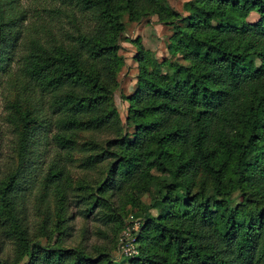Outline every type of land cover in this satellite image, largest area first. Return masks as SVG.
<instances>
[{
	"label": "trees",
	"instance_id": "1",
	"mask_svg": "<svg viewBox=\"0 0 264 264\" xmlns=\"http://www.w3.org/2000/svg\"><path fill=\"white\" fill-rule=\"evenodd\" d=\"M183 7L0 0V264H114L131 237L129 264H264V0ZM124 13L172 25L175 58L136 42L122 120Z\"/></svg>",
	"mask_w": 264,
	"mask_h": 264
},
{
	"label": "rangeland",
	"instance_id": "2",
	"mask_svg": "<svg viewBox=\"0 0 264 264\" xmlns=\"http://www.w3.org/2000/svg\"><path fill=\"white\" fill-rule=\"evenodd\" d=\"M174 8L179 10L181 13L186 14V10H184L183 2L185 0H167ZM250 20H254L257 18L256 12H251L248 16ZM122 21L125 25L124 32L121 38V48L119 52L124 56L125 63L119 69L117 73L118 86L114 91V101L119 110V114L122 120H125L128 108V101L124 98L125 95H130L136 88L137 85V73H138V64L134 58L135 53L138 50V43L142 44L143 47L148 49L151 55L155 56L159 60L164 58L173 61L174 56L167 49V42L169 40V36L172 34L174 28L172 25L161 24L157 21L156 15L147 16L141 18L140 20H130L127 16V13L122 15ZM166 64L162 66V69L166 68ZM5 96L6 90L0 88V130L3 131L4 140L0 145L1 155L4 157L10 154V149L8 148V131L6 129V124L4 122V114H5ZM131 130V128H130ZM43 145L41 144V149ZM46 155H48L46 153ZM33 175L31 173L25 174V180L32 181ZM24 180V181H25ZM21 179V184L24 182ZM38 186V185H37ZM36 186V187H37ZM34 187L31 192L26 191L24 202H37L36 197V188ZM146 199V198H145ZM168 209V206L163 207L159 210H152L153 214H159L161 211H165ZM133 222L122 229L119 233V237L121 240L126 236H129L130 230L132 228H139L140 223L135 218L131 217ZM74 225L78 228L82 225V218L78 215L75 216ZM79 229H75V235L78 236ZM91 240H95L94 236L90 238ZM42 241L45 242V237H42ZM12 251V246L7 245L5 251ZM137 251V245L132 240V237L126 239L125 241H121V244L115 254L114 264H129L128 255H132Z\"/></svg>",
	"mask_w": 264,
	"mask_h": 264
}]
</instances>
